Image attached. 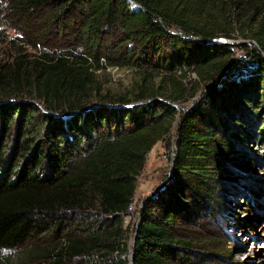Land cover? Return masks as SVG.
I'll use <instances>...</instances> for the list:
<instances>
[{
	"label": "trees",
	"instance_id": "obj_1",
	"mask_svg": "<svg viewBox=\"0 0 264 264\" xmlns=\"http://www.w3.org/2000/svg\"><path fill=\"white\" fill-rule=\"evenodd\" d=\"M0 1L42 47L0 65V98L24 92L55 114L0 102V250L23 246L17 264H128L129 254L131 264H198L180 225L191 204L211 200L213 166L240 139L234 121L255 127L264 110V0ZM234 35L257 47L241 44L247 58L232 63L233 46L216 40ZM106 67L131 71L125 90H103L94 72ZM201 83L199 102L179 113ZM176 114L171 176L128 211L145 155Z\"/></svg>",
	"mask_w": 264,
	"mask_h": 264
},
{
	"label": "rangeland",
	"instance_id": "obj_2",
	"mask_svg": "<svg viewBox=\"0 0 264 264\" xmlns=\"http://www.w3.org/2000/svg\"><path fill=\"white\" fill-rule=\"evenodd\" d=\"M4 8L3 2L0 1V65L14 67L15 61L23 59L26 62L32 59L37 54V49L42 47L32 46L28 42L30 39L14 30ZM218 39H229L234 42L231 43L233 55L230 62L247 58L241 44H245L248 48L255 47L249 42L251 39L241 38L238 35L232 38L218 37ZM94 76L103 90L111 93L125 90L132 78L131 71L125 67H106L96 70ZM193 79L195 75L189 73L183 80ZM206 89L207 84L201 83L193 96L176 103L179 113L194 107L199 102L202 91ZM94 100L91 104L97 103ZM0 102L35 103L40 111L46 112L43 111L41 101L24 92L11 94L7 99L0 98ZM248 108L250 111L254 109L252 105ZM255 113L257 118L255 127L248 125L247 120H245L247 125L245 122L234 121L236 128L240 127L235 129L239 131L240 139L230 140L232 154L213 166L211 200L204 198L199 199L196 206L191 204L190 214L186 215V220L180 225L182 232L193 243L191 258L198 264H264V135L262 136L258 129L264 110L257 109ZM177 119L176 114L167 138L156 141L145 155L143 167L136 178L132 201L134 210L162 190L164 183L171 176L175 154L174 129ZM206 119V122L214 121V123L210 122L211 134L222 143L224 135L220 125L211 117ZM198 127L203 131L201 129L203 123L197 122L196 128ZM261 130L264 134V127ZM11 140L12 137L7 140V152H10ZM45 169V165H42L40 171ZM217 171L223 174L224 179L218 180L214 177ZM133 213L129 219L130 224L136 221L135 211ZM22 247L0 250V259L10 256L12 263L17 264L24 252L22 249H25Z\"/></svg>",
	"mask_w": 264,
	"mask_h": 264
},
{
	"label": "water",
	"instance_id": "obj_3",
	"mask_svg": "<svg viewBox=\"0 0 264 264\" xmlns=\"http://www.w3.org/2000/svg\"><path fill=\"white\" fill-rule=\"evenodd\" d=\"M130 4L131 5H134V6H136V7H138V5L137 4H135L133 1H130ZM211 42H213V41H211ZM216 42H221V43H234V42H232L231 40H216ZM249 42H251L255 47H257V45H256V43L253 41V40H249ZM131 260H132V255L131 254H129V262H128V264H131Z\"/></svg>",
	"mask_w": 264,
	"mask_h": 264
},
{
	"label": "built area",
	"instance_id": "obj_4",
	"mask_svg": "<svg viewBox=\"0 0 264 264\" xmlns=\"http://www.w3.org/2000/svg\"><path fill=\"white\" fill-rule=\"evenodd\" d=\"M133 207H134V206H133V203L131 202V203L128 204V206H127V210H128V211H132V210H133Z\"/></svg>",
	"mask_w": 264,
	"mask_h": 264
}]
</instances>
